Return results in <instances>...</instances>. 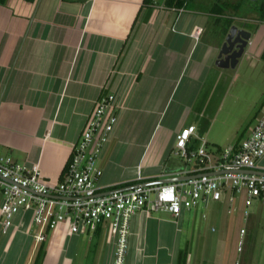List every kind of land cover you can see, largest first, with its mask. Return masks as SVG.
I'll return each mask as SVG.
<instances>
[{
	"label": "crops",
	"instance_id": "obj_1",
	"mask_svg": "<svg viewBox=\"0 0 264 264\" xmlns=\"http://www.w3.org/2000/svg\"><path fill=\"white\" fill-rule=\"evenodd\" d=\"M222 1L191 0L187 8L180 9L166 7L164 0L148 6L143 0L0 3V150L22 164H38L46 180L57 181L95 100L112 93L117 123L98 159L103 171L98 185L107 190L135 182L138 175L143 182L182 175L185 166L169 162L176 134L194 125L191 144L195 146L216 122L209 110L207 126L195 124L190 116L202 85L225 69L215 65L225 38L222 20L230 18L237 25L238 20L257 18L251 3L259 1H247L236 12L224 9ZM251 11L255 16L245 14ZM214 20L219 27L217 37L197 52L206 26ZM253 23L237 26L256 35L261 25ZM263 48L264 29L251 51L260 57ZM194 50L196 57L189 60ZM224 88L222 100L229 85L220 86ZM213 91L206 92L211 96ZM262 99L254 100L255 106L232 128L224 126L231 131L227 148L249 134L264 108ZM207 142L210 147L226 148L216 140ZM258 168L264 171V155ZM221 201L228 203L226 197ZM237 207L241 211L242 205ZM192 210L179 218L164 211L136 213L130 223L125 264H176L179 251L189 245L184 231ZM30 230L35 232L29 214L16 215L5 232L0 222V244L10 243L8 250L0 252V264L25 263L28 253L23 256L21 246L28 242L30 249ZM85 235L88 241L97 242L93 248L92 242L85 243L84 261L112 264L115 244L107 241L103 228L69 234L64 223L47 234L42 264H75ZM99 241L100 254L91 260ZM32 258L31 251L30 263ZM189 260L188 252L186 264Z\"/></svg>",
	"mask_w": 264,
	"mask_h": 264
},
{
	"label": "built area",
	"instance_id": "obj_2",
	"mask_svg": "<svg viewBox=\"0 0 264 264\" xmlns=\"http://www.w3.org/2000/svg\"><path fill=\"white\" fill-rule=\"evenodd\" d=\"M116 110L112 93L95 100L57 181L46 180L38 164H22L0 150V222L4 232L13 226L16 215L27 213L37 227L33 234L37 242L44 241L47 230L61 223L69 234L94 233L103 228L107 241L115 244L112 264H125L130 223L138 212L164 211L179 218L185 211L226 197L227 213H231L233 201L240 196L245 221L251 217L254 204L264 210V171L258 168V160L264 155V108L236 149L209 148L205 138L195 147L191 144L195 126L181 129L172 153L186 164L182 175L193 177L141 185L143 179L138 175L132 188L112 191L98 185L103 173L98 159L117 123ZM245 235L246 228L241 227L239 252Z\"/></svg>",
	"mask_w": 264,
	"mask_h": 264
},
{
	"label": "rangeland",
	"instance_id": "obj_3",
	"mask_svg": "<svg viewBox=\"0 0 264 264\" xmlns=\"http://www.w3.org/2000/svg\"><path fill=\"white\" fill-rule=\"evenodd\" d=\"M246 8L247 7H245V9ZM245 14L250 17L255 16L252 11L246 12ZM216 22L217 21L214 20V24L212 23L206 26L205 32L201 38V44L196 49L197 52H199L202 44L207 43V40L214 37L215 31L219 29V27L217 28ZM249 22H256L258 24V21L244 19L243 21L238 20L237 25H246ZM260 25L264 24L261 23ZM216 37L217 35H215L214 38ZM251 50L252 49H250L249 46L245 47V50L238 58V62L235 67L225 68L220 76L215 73L211 81L202 85L204 89L198 95L197 101H195L196 105L194 104L195 106L194 109H192L193 112L191 113L190 120L194 121L197 125L204 123L207 126L210 122L208 119L210 117L209 115L207 117L206 112L207 110L212 112L211 118L213 119L215 116L216 122L214 126L210 128L209 133L203 137L210 143H212L213 140H216V143L220 144V146L229 147V142L231 141V131H227L224 126L232 128L231 124H237L240 122L241 116H245L246 112H248L247 109L255 106L256 103L254 100L264 98V61ZM194 52L195 50L190 53L189 60L193 56V59L196 57ZM218 77H220L219 81L216 79ZM217 81L218 83H216ZM225 84L229 85V89L226 90L228 92L222 100L221 98L223 97L221 93L225 91V88L221 90L220 86ZM210 88L214 90L213 92H210L211 96L208 95V92H206L210 91ZM207 96L210 97L209 101H207ZM236 99H239L238 103H234L236 102ZM258 106L259 105L256 106V109ZM216 112H218L217 115H215ZM222 120L224 121L222 122ZM245 125L246 123L242 126V128ZM242 128L239 130L238 134H240ZM196 146L197 145H195V147ZM211 146L214 145L211 144ZM169 162L173 166H186L183 159L173 153H171ZM227 205L228 203L226 204L222 201L210 203L206 207L201 205L200 207L195 208V210H192L189 218L185 220L186 229L184 234L185 239L187 238L189 243V264H264L263 208L254 204L250 208L252 214L251 217L248 221H245L243 219L242 212L239 211V208L237 207H241L242 205L240 198L233 201L231 206L235 209L231 213H227ZM203 214H206V218ZM27 215L28 213L25 216ZM215 215L220 216L215 219ZM32 225L33 230L37 231V227L34 224ZM241 227L246 228V235L242 251L239 252L237 250V240ZM29 233H31L33 237L34 232L30 230ZM86 242L91 243L92 241H88L85 235L77 250L75 264L92 263L90 261H84ZM96 242L97 240H94L91 243L92 248L95 246ZM39 243L40 242H37L35 238H32L30 249L28 242L26 246H21L23 256L26 252L28 253L24 264L30 263L29 256L31 251L34 257ZM100 244L101 241L97 243L96 248L94 249V255L91 253V260H96L97 255L100 254L99 249L102 247ZM9 246L10 243H8L7 240L3 241V243L0 244V252L8 250ZM33 247L35 248L34 250H32Z\"/></svg>",
	"mask_w": 264,
	"mask_h": 264
},
{
	"label": "water",
	"instance_id": "obj_4",
	"mask_svg": "<svg viewBox=\"0 0 264 264\" xmlns=\"http://www.w3.org/2000/svg\"><path fill=\"white\" fill-rule=\"evenodd\" d=\"M263 29H264V25H261V27L259 28V30L255 35L252 34L251 31L243 27H239L235 24H232L229 30L227 31V33L225 34L224 41L222 42L220 50L217 54V58L215 60V65L221 68L235 67L238 62V58L243 54L245 47L249 46L250 49L253 48L255 46V43L257 42V39L259 38V35L262 33ZM191 177L193 176L179 175L173 177L160 178L152 181H146L140 184L141 185L164 184V183L187 180ZM133 186L135 185L133 184L115 190H127L132 188Z\"/></svg>",
	"mask_w": 264,
	"mask_h": 264
},
{
	"label": "trees",
	"instance_id": "obj_5",
	"mask_svg": "<svg viewBox=\"0 0 264 264\" xmlns=\"http://www.w3.org/2000/svg\"><path fill=\"white\" fill-rule=\"evenodd\" d=\"M32 1V0H29ZM191 0H164V4L166 7L168 8H187V6H189ZM251 2L252 0H236V1H228V0H224L222 1L223 7L224 9L226 8H230L233 9V11H237L240 6L246 2ZM259 1V3H251L254 5L255 10L257 11V18L256 21H258V24H264V0H256ZM5 0H0V3H4ZM155 2V0H143V5H153ZM247 2V3H248ZM250 4V3H249ZM215 7L220 8L219 6L215 5ZM219 22V20H218ZM233 20L230 18H224L222 20V31L224 33V35L227 33V31L229 30L230 26L233 24L232 23ZM260 58L264 61V48L261 52ZM261 105H264V98L261 102ZM239 144L233 146V149H236L238 147ZM208 147L210 148V146L208 145ZM220 148V147H218ZM66 168V166H65ZM64 168V170H65ZM63 170V171H64ZM61 178V176H60ZM59 178V179H60ZM136 182V181H135ZM135 182H131V183H123V184H119V185H115L112 187L107 188V190H112V189H118V188H122V187H126V186H130L132 184H134ZM49 233V230H47V234ZM46 243L45 240L41 241L36 249L35 255L32 259L31 264H42L44 256H45V252H46ZM187 256H188V248L187 247H183V249H181L178 253V257H177V263L176 264H186L187 261Z\"/></svg>",
	"mask_w": 264,
	"mask_h": 264
}]
</instances>
